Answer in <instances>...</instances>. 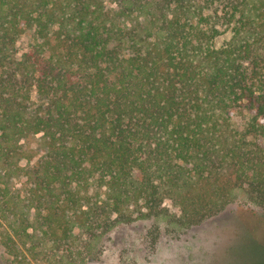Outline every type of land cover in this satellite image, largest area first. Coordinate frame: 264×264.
I'll use <instances>...</instances> for the list:
<instances>
[{"label":"trees","instance_id":"1","mask_svg":"<svg viewBox=\"0 0 264 264\" xmlns=\"http://www.w3.org/2000/svg\"><path fill=\"white\" fill-rule=\"evenodd\" d=\"M233 204L264 213V0H0L6 264H98L136 223L156 250Z\"/></svg>","mask_w":264,"mask_h":264},{"label":"rangeland","instance_id":"2","mask_svg":"<svg viewBox=\"0 0 264 264\" xmlns=\"http://www.w3.org/2000/svg\"><path fill=\"white\" fill-rule=\"evenodd\" d=\"M229 37H218L217 47ZM28 35L18 44V54L26 50ZM247 113H239L234 125L243 130ZM25 147L38 158V137H31ZM145 226L136 223L112 231L103 238V254L98 264H264V213L251 207L233 204L196 227L181 241L163 236L156 250L148 247ZM0 264H6L0 245Z\"/></svg>","mask_w":264,"mask_h":264}]
</instances>
